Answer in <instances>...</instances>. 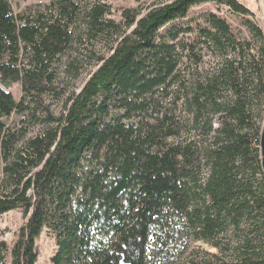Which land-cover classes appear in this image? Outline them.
Listing matches in <instances>:
<instances>
[{
	"label": "trees",
	"instance_id": "obj_1",
	"mask_svg": "<svg viewBox=\"0 0 264 264\" xmlns=\"http://www.w3.org/2000/svg\"><path fill=\"white\" fill-rule=\"evenodd\" d=\"M206 4L242 17L249 36L213 13L190 22ZM9 10L0 0V217L26 224L12 248L0 242V264H37L46 231L53 264H155L152 240L168 253L175 233L219 251L180 264H264V33L249 9Z\"/></svg>",
	"mask_w": 264,
	"mask_h": 264
},
{
	"label": "rangeland",
	"instance_id": "obj_2",
	"mask_svg": "<svg viewBox=\"0 0 264 264\" xmlns=\"http://www.w3.org/2000/svg\"><path fill=\"white\" fill-rule=\"evenodd\" d=\"M100 0H87V3H93ZM105 3L112 7L114 13L113 19L119 20L122 9H147L152 4L157 3L159 0H103ZM243 4L247 9L253 13V18L256 19V16L259 18V22L262 25V31L264 33V7L262 8V3L264 0H238ZM51 0H7L11 14L14 18H17L19 15L23 14H35L45 10V7L49 5ZM228 8V7H227ZM227 8L221 7L219 9L215 4H206L201 7L194 8L190 15L189 21L194 22L200 17L213 13L221 18L227 20L231 25L235 36L248 37L249 33L244 26V21L242 17L233 15ZM202 22V19H201ZM200 22V23H201ZM195 26V24H193ZM22 57L21 53L19 56V61L21 62ZM65 61V60H64ZM214 60L208 56L205 60V69L209 70L214 66ZM64 70L61 68L60 71ZM63 77V75H61ZM89 78V74H85L81 81H78L76 89H80L86 83ZM75 89V88H73ZM11 92L14 95L15 101L19 102L23 96L21 85L16 84ZM61 109H56V114H59ZM4 123L7 126H15L21 120V117L18 115H13L11 119H4ZM217 124V122H216ZM216 126V125H215ZM0 171H1V161H0ZM2 174L0 172V178ZM26 224V218L23 213L20 211H13L4 216L0 217V242H6L10 248L15 245L19 238V234L23 226ZM181 232V231H180ZM153 243V252L158 253L156 257L155 264H180L187 258H194L199 255H207L209 258L215 255H219V251L211 247L209 244L203 241H192L189 237H185L182 234L175 233V240L172 245L173 249L170 248L167 250L168 253L161 252V244L157 245L155 240H152ZM36 248L39 253L38 263L37 264H53L52 259L57 253V241L52 234L49 232H44L36 244ZM166 251V252H167ZM153 259V258H151Z\"/></svg>",
	"mask_w": 264,
	"mask_h": 264
},
{
	"label": "water",
	"instance_id": "obj_3",
	"mask_svg": "<svg viewBox=\"0 0 264 264\" xmlns=\"http://www.w3.org/2000/svg\"><path fill=\"white\" fill-rule=\"evenodd\" d=\"M260 137H261L260 145H261V155H262V169L264 172V123H263L262 133Z\"/></svg>",
	"mask_w": 264,
	"mask_h": 264
},
{
	"label": "bare ground",
	"instance_id": "obj_4",
	"mask_svg": "<svg viewBox=\"0 0 264 264\" xmlns=\"http://www.w3.org/2000/svg\"><path fill=\"white\" fill-rule=\"evenodd\" d=\"M251 21L259 28L262 29V25L261 22H259L258 20H256L255 18H253L252 16L250 17Z\"/></svg>",
	"mask_w": 264,
	"mask_h": 264
},
{
	"label": "built area",
	"instance_id": "obj_5",
	"mask_svg": "<svg viewBox=\"0 0 264 264\" xmlns=\"http://www.w3.org/2000/svg\"><path fill=\"white\" fill-rule=\"evenodd\" d=\"M259 1H262V0H259ZM261 7L263 8L264 7V4L262 3ZM256 20L259 21V18L256 16Z\"/></svg>",
	"mask_w": 264,
	"mask_h": 264
}]
</instances>
